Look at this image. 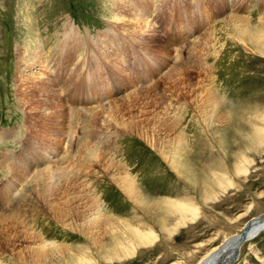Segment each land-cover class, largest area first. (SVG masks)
I'll return each instance as SVG.
<instances>
[{"label": "rangeland", "instance_id": "374dc122", "mask_svg": "<svg viewBox=\"0 0 264 264\" xmlns=\"http://www.w3.org/2000/svg\"><path fill=\"white\" fill-rule=\"evenodd\" d=\"M129 1L0 0V264H80L81 255L84 264H202L264 214V0H224L220 11L209 0H132L140 14ZM113 31L119 44L100 39ZM64 37L73 48L63 56ZM163 39L169 47L163 48ZM126 42L140 53L137 69L148 63L133 74L145 81L113 57L115 47L133 50ZM64 57L72 59L59 68ZM176 71L186 74L177 77ZM105 74L118 84L108 83L105 95L117 96L87 104H81L83 91L76 99L67 96L73 87L66 80L87 86L98 78L100 90ZM52 83V92L42 88ZM31 92V101L46 106L35 110L26 101ZM122 97L130 99L129 109L114 123L108 109ZM65 105L71 121L61 112ZM217 113L227 127L214 122ZM177 139L184 140L182 155L164 158L154 150H172ZM86 145L106 156L101 160L109 170L120 165L147 200L183 201L195 216L180 225L177 214L161 223L144 213L114 185L111 171L86 164ZM47 186L55 187L49 192L57 199L43 201ZM7 189L12 200L4 197ZM94 210L156 239L128 257L104 259L103 245L116 244L109 228L98 235L100 247L81 229ZM259 231L230 264H264V223ZM63 245L73 252L57 257L56 246Z\"/></svg>", "mask_w": 264, "mask_h": 264}, {"label": "bare ground", "instance_id": "6f19581e", "mask_svg": "<svg viewBox=\"0 0 264 264\" xmlns=\"http://www.w3.org/2000/svg\"><path fill=\"white\" fill-rule=\"evenodd\" d=\"M178 1V0H177ZM186 1V3H188V0H185ZM203 2V0H197L196 1V3L197 2ZM131 4H130V7H131V9L133 10V11H135L136 12V14H140L141 13V11L139 12V10H136V8L137 9H142V8H140L139 7V5L136 3V2H132V0L131 1H129ZM148 2V0H143V4L144 3H147ZM209 2V4H210V8L211 9H213V8H215V9H217L218 11H220L221 10V8H222V6H224L225 4H227V2H225L224 0H209L208 1ZM180 4V3H179ZM188 5V4H187ZM198 4H196L195 6H197ZM205 6V5H204ZM187 8V7H186ZM191 8H192V5H191ZM182 9V8H181ZM189 9V8H188ZM179 10H180V7H179ZM183 10L185 11V7L183 8ZM182 10H180V14H182V12H181ZM189 11V10H188ZM193 14V13H192ZM131 16H133V14L131 15ZM134 18L132 17L131 19H132V21H134V22H138L139 20H138V18L136 17V15H135V13H134ZM202 17V16H201ZM183 24H186V21H185V23H183ZM69 31H71L72 33H74V34H76L75 32H74V30H75V28L74 27H72L71 25H69ZM235 29H237V30H239L240 29V27L239 28H237V27H234ZM189 29V28H188ZM115 31H113V32H108V33H105L103 36H102V38L100 37V39L101 40H103V39H105V38H107L108 40H110V39H116V41H118V44H119V42L122 40V39H118L119 37H117V36H115V35H112L113 33H114ZM150 36H154V38L155 39H157L158 38V36H157V33L153 30V32H152V34L150 35ZM117 37V38H116ZM122 38V37H121ZM99 39V38H98ZM68 41V38L67 37H64L63 38V47L62 48H60V51H62L63 52V56L67 53V52H69L73 47H71V44L72 43H70V42H67ZM123 41V40H122ZM158 41V39L156 40V42ZM95 43H96V46L94 47L95 48V50L98 48L99 49V46H100V43H99V41H95ZM99 43V44H98ZM103 43H107V41H104ZM113 43V42H112ZM115 43V42H114ZM127 43V42H126ZM125 43V44H126ZM162 43H163V48H165V47H169V44H166L167 43V41H165V39H163V41H162ZM113 45V44H112ZM127 46L128 45H130L131 47H132V49L133 50H130L132 53H134L135 55H136V60H137V65H138V60L140 59V57H139V54H137V52L135 51V48H134V46L132 45V44H130L129 42L126 44ZM103 46V45H102ZM103 47H105V46H103ZM114 47V46H113ZM136 47V46H135ZM110 48V47H109ZM76 49H78V46L76 45ZM122 49V48H121ZM172 49H175L174 47L172 48ZM103 50H105V49H103ZM110 50V49H109ZM177 50V49H176ZM112 51V50H111ZM59 52V51H58ZM115 53V54H114ZM146 53V52H145ZM126 54H127V50L125 51V54L123 53V51H118V48L117 47H115L114 49H113V57H114V55L118 58V61L120 60V64L121 63H125V58H126ZM147 54V53H146ZM68 56V55H67ZM70 56V55H69ZM111 56V55H110ZM142 56V55H141ZM149 56V55H148ZM127 57H128V55H127ZM144 58V57H143ZM72 59V58H71ZM70 58L68 59H65V57H64V60H63V63L62 64H60V65H58V67L59 68H63V69H65L64 67L66 66V64L68 63H70L69 61L71 60ZM142 59V58H141ZM143 60V59H142ZM154 60V59H153ZM109 61V59H107V62ZM122 61V62H121ZM111 62V61H110ZM144 62V61H143ZM140 63H142V62H140ZM154 63H156V62H154ZM153 63V64H154ZM110 64V63H109ZM148 64V63H147ZM139 66H143L142 64H139ZM127 67H128V63H127ZM81 70V69H80ZM129 71V70H128ZM61 73V72H60ZM63 73V72H62ZM74 75H73V77L75 78V76L77 75V76H79V73H80V71H79V68L77 67V69L75 68L74 69ZM115 73V75H117V73L116 72H114ZM129 73H130V71H129ZM66 74V73H65ZM73 74V73H72ZM71 74V75H72ZM88 74H89V71L87 72V74H86V76H87V79H88ZM131 74V73H130ZM180 74H186V73H180V71H176V74L175 75H177V77H179L180 76ZM133 74H131V76H132ZM57 76V75H56ZM65 76V75H64ZM136 76V75H135ZM134 76V77H135ZM116 78V77H115ZM118 79H120V83H122L123 84V80H121V78H119V77H117ZM136 78V77H135ZM153 78V77H152ZM66 79V78H65ZM111 83L112 84H114V85H118L117 84V80H113V77L111 76ZM91 80H92V78H91ZM63 81H64V79H63ZM71 81H72V83H71ZM70 81V79H68V80H66V85L69 87V86H71V87H73L72 88V90H69V92H67V96H70L71 97V95L75 98L78 94H80V92L82 91L81 90V86L82 85H79L78 83H77V81H80V79L78 80L77 79V81L75 80V79H73V80H71ZM94 81V80H93ZM61 83H62V79H61ZM65 83V82H64ZM80 83V82H79ZM71 84V85H70ZM38 85V84H37ZM42 85V84H41ZM53 85H55V84H53L52 83V85H49V84H47V86L45 85L44 86V84H43V86L44 87H42V88H44V89H48V91H53ZM61 85H63V86H65L64 84H61ZM73 85V86H72ZM114 87V86H113ZM38 90V89H37ZM36 90V91H37ZM44 93V92H43ZM49 93V92H48ZM64 93V92H63ZM41 93H39V95H40ZM83 94V93H82ZM30 95H31V97L29 98V99H27L26 101H28V102H31V104H33L34 106H33V108L35 109V110H40V108L41 107H43V106H46V104L45 103H43L42 104V102L40 103L39 101H31V99L33 98V96L35 95V94H33V92H31L30 93ZM50 95V94H49ZM48 95V96H49ZM44 97V96H43ZM43 97H41V98H43ZM59 97V96H58ZM35 98V97H34ZM33 98V99H34ZM60 98V97H59ZM213 100H214V102H216L218 99L217 98H213V97H211ZM32 99V100H33ZM38 99V98H37ZM44 99H46V98H44ZM127 99V98H126ZM125 99V97L123 98H116L115 100H113L114 102L115 101H120V104H118V103H115V104H112L110 107H109V109H108V111H109V117H112V121H114V123H116V117H118V116H120V114H122L123 112L122 111H124V110H128L129 109V102H128V100H130V99H128V100H126ZM47 100V99H46ZM59 101V100H58ZM32 102H34V103H32ZM47 103H48V100H47ZM59 103V102H58ZM56 104V103H55ZM51 105H53V104H51ZM61 106V105H60ZM61 112L64 114V116H65V118H66V120H68V121H71V118L68 116V112H69V110H68V108H67V106L65 105L64 107H62L61 108ZM75 112V111H74ZM128 112V111H127ZM130 113V112H129ZM95 114H97L96 112H95ZM111 114V115H110ZM49 117L51 118V116H53V114L50 112L49 114ZM54 117V116H53ZM68 118V119H67ZM74 119V118H73ZM85 119V118H84ZM65 120V121H66ZM75 122V120H73V122H71V126L73 125V123ZM89 122V121H88ZM92 122V121H91ZM165 123V121H162L161 123ZM214 122L215 123H218V124H220V126H222V127H227L228 126V121H227V118L223 115V114H220V113H217V114H215V119H214ZM119 124V123H118ZM62 125H63V129H65V131H64V134H67L69 131H68V129L69 128H67L68 126H67V124L66 123H62ZM70 127V126H69ZM72 129V128H71ZM130 129H132V127L130 126ZM130 129H128L127 131H129L130 132ZM69 135V134H68ZM67 135V136H68ZM120 139V138H119ZM178 141H177V143H176V146L171 150V149H166L165 147H164V149H162V148H160V149H158L157 147H155L154 146V150H155V148H156V152H157V154L159 155V156H162V157H164L165 155H168L169 153H172V152H174V151H176L177 152V154L179 155H182L181 154V152H183V149H184V147H183V144H182V142L184 141V140H179V139H177ZM114 142V141H113ZM110 144V143H109ZM90 145V144H89ZM85 147H87L88 148V150L86 151V153L84 154V152H82L84 155L82 156L83 158H84V160H85V158H86V161H87V163L86 164H89L90 166L91 165H93V163L94 164H97L98 166H102V169H103V167H104V170L105 171H107V172H109V171H111V174L109 173V175H111L112 176V178H113V181H114V185H116L118 188H120L121 189V191L123 192V194L125 195V197L126 198H128V199H130V200H133V202H135L138 206H140L141 207V209H142V211L144 212V213H150L149 215H151V214H153V215H155L156 217H155V219L156 218H159V220L161 221V223L164 221V219H166L167 220V217L168 216H170V215H172V219H173V217H175V215L177 214L178 215V219H179V221H178V223L180 224V225H183L184 223H185V221L188 219H192L194 216H195V213H192V211H191V208H190V206H189V204H187L186 202H184V203H182L183 201H181L180 203H172V201L170 202V201H168V200H159V201H157V200H152V201H149V200H147L148 198H146L145 197V195H143V188L137 183L136 184V182H135V180H134V178L133 177H130L129 175H126L127 173L123 170V171H121L122 170V167L120 166V165H118V164H115L114 166H113V168L115 169V170H113V168H112V170H109V169H111L110 167H108V166H105L103 163H102V160L104 159L103 157H106L105 155L103 156V153L102 152H98V151H94V148H92V147H88V145H86ZM95 147V146H94ZM83 148V147H82ZM86 149V148H85ZM115 150V149H114ZM67 154H68V152H67ZM110 156H112V155H110ZM114 156V155H113ZM35 158V157H34ZM165 158V157H164ZM102 159V160H101ZM112 159V158H111ZM115 160V159H114ZM72 161V160H71ZM112 161V160H111ZM116 161V160H115ZM113 162V161H112ZM117 162V161H116ZM119 162V161H118ZM114 163V162H113ZM73 165V164H72ZM124 165V164H123ZM89 166V167H90ZM8 167V166H7ZM127 167V166H126ZM134 168V167H133ZM240 168H242V169H244V167L243 166H241ZM118 169H121L120 171L118 170ZM14 170V169H13ZM135 175V174H134ZM132 176V175H131ZM111 178V179H112ZM67 179V178H66ZM110 179V178H109ZM137 180V179H136ZM107 181V180H106ZM101 182V181H100ZM111 182V181H110ZM72 182H70L69 184H71ZM99 183V182H98ZM69 184L67 185V184H65L66 185V187H65V189L66 190H64V193H65V191H68L69 190ZM68 186V187H67ZM71 188V187H70ZM74 188V187H73ZM100 188V187H99ZM72 189V188H71ZM71 189H70V191H71ZM74 189H77L78 190V187L77 188H74ZM87 189V188H86ZM53 190H55V187L53 188V187H51V186H47V188H46V190H45V188L42 190V195H45L46 193H48L49 191H53ZM10 191V190H9ZM73 191H75V190H73ZM72 191V192H73ZM54 192V191H53ZM67 193V192H66ZM86 193V192H85ZM49 194H50V192H49ZM46 194V196L45 197H43V201L44 202H46L45 200L47 199V198H52V199H57L56 197H54L53 196V194L54 193H52V194ZM95 194V193H94ZM76 195V194H75ZM86 195V194H85ZM105 195V194H104ZM84 199H85V197L84 196H82ZM81 197V198H82ZM39 199H41V197L39 198ZM100 201V200H99ZM175 201V200H174ZM180 201V200H179ZM50 203V202H49ZM90 203H91V201H90ZM170 203V204H169ZM51 204H52V202H51ZM63 204V203H62ZM129 204V203H128ZM50 205V204H49ZM61 205V204H60ZM90 205V204H89ZM100 205V204H99ZM62 206V205H61ZM48 208V207H47ZM87 208H88V206H87ZM90 208V207H89ZM100 208H101V206H100ZM139 208V207H138ZM95 209V208H94ZM102 209V208H101ZM52 210V209H51ZM57 210V209H56ZM59 210V209H58ZM63 211V210H62ZM52 212H53V210H52ZM64 212H65V210H64ZM53 214V213H52ZM94 216H93V218H91L90 217V220L87 222V227H85V226H80L81 227V229L83 230V232H84V234H85V236H87V239H89L90 238V240H92L91 241V243H94L95 245H97L98 247H100V240H97V238H98V235H100V231H103L104 230V228H109L107 231H108V233H110V239H112V242H116V244L115 245H113L112 244V246H110V247H108L107 246V244H105V246L103 245V248H102V251L104 252V254H103V258L105 259V258H107V259H120L121 257L122 258H125V257H128L129 255H131L132 253H133V251H134V249L135 248H137V246L138 245H144V244H148V242H152L153 241V239H156V236L153 234V232H151V231H148V232H145V231H143V230H141L139 227H131V226H129V225H127V224H123L122 223V221H123V219H121V220H119V218L117 219V220H115V218H108V217H103V215H102V213H96V211L94 210ZM191 214H192V216H191ZM153 215H151V216H153ZM176 215V216H177ZM58 217V216H57ZM147 217V216H146ZM191 217V218H190ZM171 219V220H172ZM126 221V220H125ZM263 223H264V214L263 215H261V216H259V217H257L256 219H254V220H252V221H250V222H248V225H246V227H245V229H244V231L242 232V233H240V234H236V235H234V237H231V238H229L227 241H226V243L225 244H223V245H221L220 246V248H219V250H217V251H213V252H211L210 253V255H208V256H206V260L202 263V264H216V263H219L220 262V259H221V257H223V249H225L226 248V250L228 251L229 250V248H230V246H231V242H234V239L236 238V237H241V236H244V237H246L245 239H248L249 237V239H251V237L254 235V234H256L258 231H259V229L263 226ZM65 225V224H64ZM83 225H84V222H83ZM89 225H91V227L89 226ZM66 226V225H65ZM92 226H93V228L95 229V231L92 229ZM90 227V228H89ZM122 227H124V228H122ZM128 227H130V228H128ZM89 228V229H88ZM263 230H260L256 235H258L259 233H261ZM82 232V231H81ZM80 232V233H81ZM256 235H254V237L256 236ZM253 238V237H252ZM64 246V245H63ZM68 246H70V245H65L64 247H58V246H56L57 248H56V252H57V257H64V255L66 254V253H71V252H73V251H71V250H69V248H68V251H70V252H68V251H66L65 249H67V247ZM55 248V247H54ZM223 250V251H222ZM87 251V250H86ZM101 251V252H102ZM46 252V251H45ZM50 256V255H49ZM33 258H40V255H36V254H34V257ZM42 258V257H41ZM45 258V257H44ZM40 260V259H39ZM87 260H86V258H84V255H81L80 256V260H79V263L80 264H84L85 262H86ZM203 261V260H202ZM201 261V262H202ZM200 262V263H201ZM199 263V264H200ZM78 264V263H77Z\"/></svg>", "mask_w": 264, "mask_h": 264}, {"label": "water", "instance_id": "95a60500", "mask_svg": "<svg viewBox=\"0 0 264 264\" xmlns=\"http://www.w3.org/2000/svg\"><path fill=\"white\" fill-rule=\"evenodd\" d=\"M245 238L246 237H244V236L236 237L234 239V242L230 243L231 246H230L228 251L226 249H223L224 251L222 250L223 251V253H222L223 257H221L220 262L216 263V264H230L235 259V257L238 255V253H237L238 249L241 246V244L243 242H245V240H246Z\"/></svg>", "mask_w": 264, "mask_h": 264}]
</instances>
